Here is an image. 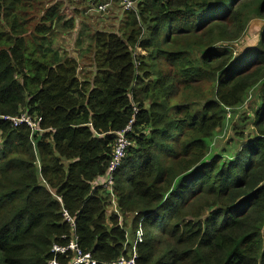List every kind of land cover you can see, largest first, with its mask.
I'll list each match as a JSON object with an SVG mask.
<instances>
[{
    "label": "trees",
    "instance_id": "16d2710c",
    "mask_svg": "<svg viewBox=\"0 0 264 264\" xmlns=\"http://www.w3.org/2000/svg\"><path fill=\"white\" fill-rule=\"evenodd\" d=\"M130 2L119 34L92 35L89 81L43 51L57 24L74 28L60 1L0 0V264L129 260L125 216L135 264H264V0ZM254 18L257 51L218 47ZM256 85L255 136L230 160L206 159L225 110ZM22 116L34 131L2 120ZM121 132L108 217L106 180L95 182Z\"/></svg>",
    "mask_w": 264,
    "mask_h": 264
},
{
    "label": "rangeland",
    "instance_id": "374dc122",
    "mask_svg": "<svg viewBox=\"0 0 264 264\" xmlns=\"http://www.w3.org/2000/svg\"><path fill=\"white\" fill-rule=\"evenodd\" d=\"M57 1H60L63 6V21L72 19L74 28L66 30L61 28L60 24H57L47 38L46 44L44 42L45 45H43L46 50L43 51L55 52L60 58L73 59L78 67L79 79L91 81L96 71L93 60L92 35L97 31L119 34L125 21V11L132 10H127L121 0H53V2ZM101 4L106 6L104 12L96 10V7ZM250 20L246 31L239 40L230 44H220L218 47H229L232 55L236 57H240L245 52L257 51L260 46L263 21L256 18ZM136 55L146 56L140 50L136 51ZM196 56L197 52L193 51L192 57ZM208 86L209 84L205 85V83L197 85L195 95H201L200 92H204ZM259 93L258 85H256L249 92L244 102L225 110L224 125L209 140V151L206 159L213 155H220L224 160H230L252 136H255L251 123L258 106ZM190 102L195 103V105L203 103L198 98L192 99ZM106 177L99 178L95 183L99 185L101 182L107 181ZM110 186L104 187L110 194V199L107 200L106 204L108 217L111 214L118 215L115 202L111 199ZM130 221L131 216L119 217L121 227H124L128 234L125 251L129 255V259L134 257L135 254L133 248L135 240L133 241L129 231ZM136 236L139 237V234L137 233ZM130 245H132L131 248Z\"/></svg>",
    "mask_w": 264,
    "mask_h": 264
},
{
    "label": "built area",
    "instance_id": "2783aa9c",
    "mask_svg": "<svg viewBox=\"0 0 264 264\" xmlns=\"http://www.w3.org/2000/svg\"><path fill=\"white\" fill-rule=\"evenodd\" d=\"M121 1L123 2L124 7L127 10H133L132 2H130V0H121ZM105 8H106V6L101 4V5H98L96 7V10L98 12H104ZM2 120L10 121L14 127H17L20 124H24V125L28 126L32 131H34L35 128H36L35 124L29 119V117H25V116H22V117H20L18 119L2 118ZM127 131H128V129H126L125 132H127ZM125 132H121V133H117L116 134L117 143H116V147H115V150H114L113 157H112V159L110 161V164H109V167H108L107 181L105 182V185H102L103 187H108V186L111 185V183H112V174L114 173L116 168L119 166L120 160L124 157V153H125L126 147L128 146V143H127V141L125 139V136H124ZM70 249L72 251H74L75 250V246L73 244H71L70 245ZM53 251L56 252V253H63L64 249H60V248L54 247ZM88 260H89V256L88 255L81 256L77 252L74 264H89ZM51 264H56V263L52 262ZM117 264H135L134 263V257L130 258L129 260L120 259L117 262Z\"/></svg>",
    "mask_w": 264,
    "mask_h": 264
}]
</instances>
